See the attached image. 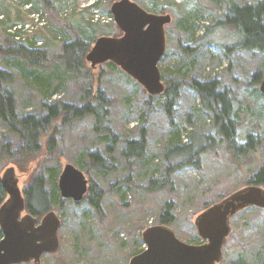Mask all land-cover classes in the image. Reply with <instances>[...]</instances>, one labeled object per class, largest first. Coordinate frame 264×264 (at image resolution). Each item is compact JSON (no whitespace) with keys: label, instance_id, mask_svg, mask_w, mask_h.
Listing matches in <instances>:
<instances>
[{"label":"rangeland","instance_id":"374dc122","mask_svg":"<svg viewBox=\"0 0 264 264\" xmlns=\"http://www.w3.org/2000/svg\"><path fill=\"white\" fill-rule=\"evenodd\" d=\"M22 1L0 0V68L13 75V81L2 88L12 92L17 113L23 116L41 112L43 103L63 102L81 107L101 93L108 100L106 125L118 139L114 153L109 154L107 141L93 130V117L85 116L70 123H64L60 117L42 140L40 152L26 160L24 153H17L18 138L0 120V148L8 144V151L13 153V159L3 156L0 177L13 168L22 193L37 174L43 175L45 188L51 191L50 169L57 172V186L66 164L79 169L89 187L94 184L102 191L100 214L88 204L86 196L79 203L65 199L62 209L52 206L61 219L59 250L44 255L42 264H128L144 250L141 234L146 228L159 225L162 207L168 201L174 203L175 222L169 227L175 236L187 244H201L195 218L211 205L249 186L247 181L264 164V95L259 90L261 82L256 84L252 80L256 72L264 78V52H228L226 46L234 42L229 27L206 32L207 27L222 18V12L207 5L206 0H131L148 13L171 16L170 24L165 26V52L157 65L163 82L166 79L182 82L173 117L169 119L160 99L148 101L147 92L118 67L102 64L91 69L86 62L90 76L81 77L65 73L58 65L56 57L63 42L78 36L88 41L94 38L95 42L102 36L122 35L108 19L114 1L52 0L53 10L42 0L31 4ZM235 1L243 4L260 0ZM94 3L98 6L92 8ZM184 19L186 23L181 26ZM109 30L111 34L107 33ZM15 42L46 52L48 69L39 72L44 75L56 72L59 76L52 81L49 92H44L41 84L28 75L27 65H19L18 59L3 53ZM193 79L217 80L230 89L236 141L244 144L247 135L258 138L260 142L253 150L235 157L227 148L211 120L199 111L198 98L188 87ZM60 80L61 88L55 92ZM142 129L146 138L144 158L124 159L121 155L124 142L137 139ZM176 134L182 144L187 143L191 134L210 136L213 142L201 155L200 170L186 167L175 171L171 175L172 184L147 192L149 179L164 177L169 164L164 154ZM48 136L54 139L50 150L45 143ZM92 152L100 153L110 162L113 171H100L92 165L88 157ZM230 226L219 264H264V210L254 207L242 210L233 217Z\"/></svg>","mask_w":264,"mask_h":264},{"label":"trees","instance_id":"16d2710c","mask_svg":"<svg viewBox=\"0 0 264 264\" xmlns=\"http://www.w3.org/2000/svg\"><path fill=\"white\" fill-rule=\"evenodd\" d=\"M34 0H23L22 3L31 4ZM118 1V0H109ZM206 4L220 10L222 18L213 26L207 27L206 32H214L222 27H229L232 30L234 42L226 46L228 52L232 51H248L253 54L264 52V0L256 3H237L235 0H206ZM42 3L49 9L53 10L52 0H42ZM98 3V2H97ZM94 3L93 7L98 4ZM181 23L183 26L186 23L184 19ZM185 28V27H183ZM111 34L112 31H107ZM203 36L200 38L202 39ZM94 38L90 41L82 36L75 37L69 41L63 42L60 47V52L56 57L59 66L63 67L65 73L75 74L81 77H89L91 69L87 67L86 55L91 49V44ZM186 51L190 49L185 48ZM3 53L18 59L19 65H27L30 69L28 75L35 81L41 84L44 92H49L52 87V81L59 78L56 72L44 75V71L48 69V58L46 52L30 46L27 43L15 42L10 44ZM110 68H115L111 62L104 63ZM164 79L161 77V80ZM254 83L258 84L263 80L260 72L254 73L252 76ZM13 81V75L0 68V120L8 127L9 131L14 134L20 144L16 147L17 153H24L28 159L33 158L41 150L42 140L49 134V131L54 126V123L60 117H63L64 123L81 119L85 116H91L94 119L93 130L97 135H102L107 141V153L113 154L115 151L114 145L117 143V136L106 125V120L109 115L108 100L101 94L94 96L92 101L79 107L70 103L57 102L54 104L43 103L41 112L26 114L20 116L16 111L15 100L11 91L3 89V84H10ZM163 82L164 91L158 96H149L148 101L160 99V106L169 119H172L182 82L173 79H166ZM62 80L55 86L54 91L60 90ZM188 87L196 94L198 98L199 111L205 114L212 122L216 133L226 143L234 156L245 154L247 151L253 150L260 142L258 138L252 135H247L246 142L239 144L236 141V120L233 114V104L231 91L226 86L222 85L217 80L198 81L191 80ZM189 122V120H188ZM54 139L48 136L46 146L50 150ZM213 139L210 136H201L191 134L187 138V143L182 144L179 135H175L172 146L169 147L165 154L164 160L169 161L166 166L163 178H151L145 186L147 192L153 193L162 190L172 184L171 175L175 171L186 167H193L196 170L201 168V155L211 148ZM8 144H3L0 148V172L3 162V156L7 159H13V153L8 150ZM146 153V138L145 130L140 131L137 139H130L124 142L121 155L124 159L142 160ZM5 154V155H2ZM92 165L98 170L113 171L110 162L105 160L98 152L88 154ZM57 172L50 169V179L53 180V189L48 191L45 188V178L43 175L37 174L33 176L31 183L24 188L25 208L32 216L40 219L41 216L52 210V206L63 208V199L56 186ZM249 186H264V164L248 181ZM86 201L97 212L102 211V191L94 184L88 186L86 193ZM84 196V197H85ZM5 198L4 190L0 184V205ZM79 203V202H77ZM175 222L174 203L166 202L161 214L158 218L159 225L170 226ZM2 232L0 230V239Z\"/></svg>","mask_w":264,"mask_h":264},{"label":"water","instance_id":"95a60500","mask_svg":"<svg viewBox=\"0 0 264 264\" xmlns=\"http://www.w3.org/2000/svg\"><path fill=\"white\" fill-rule=\"evenodd\" d=\"M109 11L122 35L97 38L86 62L91 68L111 62L149 96L162 94L164 84L157 65L165 52V26L170 24L171 16L148 13L131 0L115 1ZM259 90L264 95V78ZM0 184L8 196L0 206V264H41L42 255L59 250V217L50 210L37 224V219L26 211L13 168L3 173ZM57 186L60 196L73 202L83 200L88 191L84 174L71 164L63 167ZM252 206L264 209V189L259 186L244 187L205 209L194 221L202 241L199 245L180 241L169 226L148 227L141 234L144 250L128 264H219L231 232V218Z\"/></svg>","mask_w":264,"mask_h":264},{"label":"flooded vegetation","instance_id":"af4514ba","mask_svg":"<svg viewBox=\"0 0 264 264\" xmlns=\"http://www.w3.org/2000/svg\"><path fill=\"white\" fill-rule=\"evenodd\" d=\"M1 178V177H0ZM4 194H5V198H4V200H3V202L1 203V205L5 202V200L8 198V196H7V194L4 192ZM25 200V199H24ZM68 200V199H67ZM70 200V199H69ZM77 203V202H76ZM0 205V206H1ZM253 207V206H252ZM252 207H247V208H244L243 210H245V209H248V208H252ZM254 208H257V207H254ZM257 209H260V210H264L263 208H257ZM242 211V210H241ZM240 212V211H239ZM238 212V213H239ZM237 213V214H238ZM237 214H235L234 216H236ZM58 216V215H57ZM233 216V217H234ZM59 217V216H58ZM233 217L231 218V220L233 219ZM36 218V217H35ZM37 219V224L39 223V221H40V219H38V218H36ZM59 219H60V217H59ZM231 220H230V223H231ZM60 226H61V219H60ZM60 228V227H59ZM58 232H59V229H58ZM231 233V232H230ZM229 237V236H228ZM228 237H227V239H228ZM200 239V238H199ZM58 241H59V238H58ZM201 241V240H200ZM202 242V241H201ZM225 246V245H224ZM223 250V249H222ZM223 252V251H222ZM56 254V253H55ZM44 255H47V254H44ZM44 255H42V257L44 256ZM135 256V255H134ZM42 257H41V259H40V261H41V264H42ZM31 264V263H30ZM33 264V263H32Z\"/></svg>","mask_w":264,"mask_h":264},{"label":"built area","instance_id":"2783aa9c","mask_svg":"<svg viewBox=\"0 0 264 264\" xmlns=\"http://www.w3.org/2000/svg\"><path fill=\"white\" fill-rule=\"evenodd\" d=\"M108 19H109L110 21H113L112 16H110Z\"/></svg>","mask_w":264,"mask_h":264}]
</instances>
